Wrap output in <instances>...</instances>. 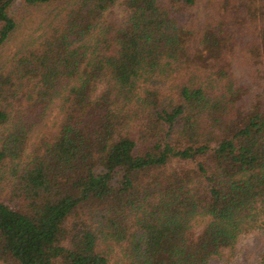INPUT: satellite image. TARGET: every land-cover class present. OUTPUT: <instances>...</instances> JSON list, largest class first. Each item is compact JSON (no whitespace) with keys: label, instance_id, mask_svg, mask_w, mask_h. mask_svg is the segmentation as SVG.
<instances>
[{"label":"trees","instance_id":"16d2710c","mask_svg":"<svg viewBox=\"0 0 264 264\" xmlns=\"http://www.w3.org/2000/svg\"><path fill=\"white\" fill-rule=\"evenodd\" d=\"M226 1L199 24L195 0H24L0 63V264H207L264 225V90L234 72L264 67V0Z\"/></svg>","mask_w":264,"mask_h":264},{"label":"rangeland","instance_id":"374dc122","mask_svg":"<svg viewBox=\"0 0 264 264\" xmlns=\"http://www.w3.org/2000/svg\"><path fill=\"white\" fill-rule=\"evenodd\" d=\"M225 1L226 0H195L196 3L190 9V12L195 16V20H197V18L199 19L197 23L200 24L205 18L217 16L218 13H216L215 10ZM228 1L234 2L233 4H236L234 7H238L237 4L245 3V1L248 0ZM253 4L256 9H259L258 0H253ZM26 11L28 14L25 13ZM240 13L243 14L245 12L240 9ZM10 14L16 19L18 25L0 50V63L12 56L17 49L21 48L22 44L26 42L29 37V7L24 3V0H15L11 5ZM230 28H234V26L230 24ZM245 62H247L246 58L241 54H238L237 58L234 59V72L238 82L240 84H252L254 75L260 78L258 81L260 80L259 82L261 83V87L256 88V90H264V67L260 69V72L256 75V73L251 72L254 67H250ZM62 115L63 112L60 108L59 101L56 100L51 105L45 119L35 126L30 133L26 152H29L39 141H49L56 135ZM201 220L202 219H199L194 223L197 230L201 227ZM263 254L264 225H260L258 228L246 234H242L238 238L237 244L231 253L228 251L226 254H223L222 257H213L208 260L207 264H259Z\"/></svg>","mask_w":264,"mask_h":264}]
</instances>
